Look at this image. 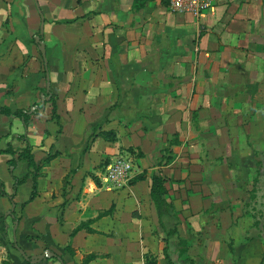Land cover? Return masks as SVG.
<instances>
[{"label": "crops", "instance_id": "obj_1", "mask_svg": "<svg viewBox=\"0 0 264 264\" xmlns=\"http://www.w3.org/2000/svg\"><path fill=\"white\" fill-rule=\"evenodd\" d=\"M43 20L47 65L36 42ZM3 107H36L28 125L0 113V152L29 143L40 176L30 200L33 176L16 187L28 164L10 168L14 156L0 153L9 172H0V264H31L15 237L28 256L55 253L37 264H146L147 254L183 264L150 196L158 169L194 264H264L263 238L242 239L248 216L213 209L208 187L225 183L209 176L212 154L231 152L227 138L264 120V0H217L199 18L173 12L169 0L139 8L136 0H0ZM174 137L181 144L170 147ZM118 151H138L141 162L123 198L102 181L103 163Z\"/></svg>", "mask_w": 264, "mask_h": 264}, {"label": "rangeland", "instance_id": "obj_2", "mask_svg": "<svg viewBox=\"0 0 264 264\" xmlns=\"http://www.w3.org/2000/svg\"><path fill=\"white\" fill-rule=\"evenodd\" d=\"M244 123V125H248L246 122ZM250 123L251 132L247 136L240 138H227L228 142H230L229 145L231 147V152L212 154V156L218 159L211 161L212 167L208 168L209 176H224L225 179H220L225 183L220 185L211 184V186L208 187L212 192L213 209H230L231 211L233 209L239 211L242 209L243 217L248 216L250 230L242 234L243 240H253L258 237H261L263 238L262 240H264V120L257 119ZM260 127L263 128V131L260 130ZM13 128L16 131L19 128V131L22 133V126L20 123H17ZM4 129L6 131L7 127L4 126ZM246 130L247 127L245 128V133L247 134ZM16 135L17 134H15V136ZM233 144H235V147ZM138 155V151H135L134 153L129 151H118L116 155H110V160L113 161L115 156L126 157L132 160L135 172L140 170L139 164L141 162L137 160L139 158ZM153 159L154 162L158 161L160 159L159 155L154 153ZM217 165H219L217 167V172L211 174L213 167ZM4 166L3 160L0 159V172L6 177L9 175V172L7 167L3 172V168H5ZM10 168L13 167L11 166ZM101 169L102 165L100 166V170ZM102 181L104 190L110 188L112 192H120V195L122 196L121 198L127 196L128 191L124 187L120 188L124 190L114 191L107 178V172L102 173ZM5 187L7 190H13L10 182L5 184ZM28 188L32 189V184L31 186H25V188H22V198L26 196ZM118 200L122 203L121 199ZM127 203L128 205L134 204L133 199L130 198V200H127ZM123 204H126V201H123ZM172 246L174 245H171V248H174ZM171 252L174 254V249H171Z\"/></svg>", "mask_w": 264, "mask_h": 264}, {"label": "trees", "instance_id": "obj_3", "mask_svg": "<svg viewBox=\"0 0 264 264\" xmlns=\"http://www.w3.org/2000/svg\"><path fill=\"white\" fill-rule=\"evenodd\" d=\"M144 4H145V0H136V6L138 8L144 6ZM52 101L54 104L52 117L53 119H57L59 121V116L57 115V106H56L54 97L52 98ZM0 113L8 115V116H15V117L21 118L26 125H28L30 121V117H31L28 111L26 110L19 109L13 112L8 107L0 108ZM100 135L107 141L115 142L117 140V136L114 131H104V132H101ZM20 137L23 140L27 139V135H22ZM179 144H181L179 138L174 137L172 141L170 142V147L174 145H179ZM167 152H170V149H168ZM0 153H8L14 156V158L9 161V164L12 167H17V164L19 161H25L28 164L29 172L23 179L16 178V187L25 183L30 176H33L34 191L32 192V195L30 198V200H33L37 194V179L40 176V168L37 165L36 156L33 151V147L28 143L24 149H22L20 152H16L13 149V147L9 145L6 150L1 151ZM163 161L164 160H162L161 162H158V167H161L163 165ZM109 163H110V159H107L103 163L104 168ZM145 174L146 172H143L139 176H136L134 179L135 180L144 179ZM93 177H94L95 182L99 184L98 178L96 176H93ZM168 181L169 179L163 175V172L161 169H158L157 171H155L153 178H152L150 196H151L152 201L155 204L158 217H159V221H160V225L166 232L167 237H172L176 240L177 249H178L177 252H178V257H179L180 262H182L183 264H194V259L188 253L189 252V242L180 237V232L178 229V226L180 224V219H179V216L175 212V206L172 202H170L167 199L168 191L166 188V183ZM2 186L4 188L3 182H2ZM9 198L13 201L12 196H9ZM82 226H80L78 229H81ZM167 257L169 259L168 255ZM145 258H146V264H157V260L153 255L147 254Z\"/></svg>", "mask_w": 264, "mask_h": 264}, {"label": "built area", "instance_id": "obj_4", "mask_svg": "<svg viewBox=\"0 0 264 264\" xmlns=\"http://www.w3.org/2000/svg\"><path fill=\"white\" fill-rule=\"evenodd\" d=\"M217 0H169V7L175 13L191 14L196 18L213 8ZM107 178L115 188L127 186L134 177L132 160L117 156L107 166Z\"/></svg>", "mask_w": 264, "mask_h": 264}, {"label": "water", "instance_id": "obj_5", "mask_svg": "<svg viewBox=\"0 0 264 264\" xmlns=\"http://www.w3.org/2000/svg\"><path fill=\"white\" fill-rule=\"evenodd\" d=\"M43 34H44V20H43L42 25H41L40 34H38L36 36V42L39 45V49L42 53V56L44 58L46 65H47L48 64V58H47L46 45H45L44 41L42 40ZM47 79H48L47 90L49 92L50 91L49 75H48ZM50 99H51L50 96H47V97L45 95L42 96V101L44 103L46 101H50ZM44 110H45V108H42V109H40V112L43 113ZM35 111H36V107H32L28 113L32 114ZM14 209H15V206H14L13 210ZM17 226H18V221H15V229L17 228ZM15 243H16L15 244L16 248L19 250V252L22 254V256L26 259V261L30 262L31 264H37V263H40V262L46 260L47 258L55 256V253L51 252L50 250H46L42 254H39V255L28 256L26 254V252L18 246L16 237H15Z\"/></svg>", "mask_w": 264, "mask_h": 264}]
</instances>
